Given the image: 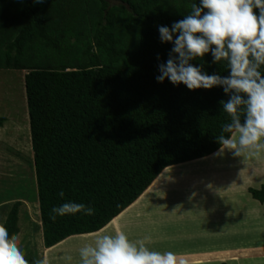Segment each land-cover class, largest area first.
I'll return each mask as SVG.
<instances>
[{
  "label": "trees",
  "instance_id": "1",
  "mask_svg": "<svg viewBox=\"0 0 264 264\" xmlns=\"http://www.w3.org/2000/svg\"><path fill=\"white\" fill-rule=\"evenodd\" d=\"M112 1L0 0V70L28 71L24 89L46 250L102 231L165 168L218 151L217 136L230 122L220 104L229 99L222 87L189 90L155 79L173 47L161 43L157 26L171 27L190 12L173 10L175 0ZM68 35L76 43L62 48ZM41 47L59 57H36ZM190 63L209 75H229L211 52ZM248 193L264 203V185ZM68 201L95 213L51 220V209ZM19 206L2 222L10 235L19 233Z\"/></svg>",
  "mask_w": 264,
  "mask_h": 264
},
{
  "label": "clouds",
  "instance_id": "2",
  "mask_svg": "<svg viewBox=\"0 0 264 264\" xmlns=\"http://www.w3.org/2000/svg\"><path fill=\"white\" fill-rule=\"evenodd\" d=\"M157 28L161 43L173 45L167 61L158 64L159 75L155 77L158 83L167 79L189 90L222 87L229 96L227 101H220L230 122L222 126L217 136L218 154L222 155L225 149L236 157L259 158L264 154V0H200L199 6L191 5L184 19L171 27ZM209 52L213 62H226L228 76L209 75L202 67L190 63L203 59ZM58 195L63 198L65 193L61 190ZM77 213L92 216L95 210L91 205L68 201L53 207L50 219L55 221L58 216ZM80 254L82 264H178L175 253L152 250L145 240L133 243L120 228L98 236L95 247H84ZM0 264H29L18 235H10L3 224H0ZM37 264L48 262L44 259ZM179 264L185 261L179 260Z\"/></svg>",
  "mask_w": 264,
  "mask_h": 264
},
{
  "label": "rangeland",
  "instance_id": "3",
  "mask_svg": "<svg viewBox=\"0 0 264 264\" xmlns=\"http://www.w3.org/2000/svg\"><path fill=\"white\" fill-rule=\"evenodd\" d=\"M108 1L114 3L112 0ZM43 3L46 4V0ZM193 3L199 6L200 0H175L172 9L180 12H190ZM87 28V36L90 38L93 34V27L90 24ZM84 42L81 41L80 48ZM73 43H76L75 38L68 35V38L61 39L60 45L62 48L66 45L68 48ZM77 55L80 61L85 63L86 57L79 52H77ZM38 56L41 58L48 56L54 58L59 57V54L54 49L41 47L36 57ZM27 72V70H0V117L5 119L2 126H0V224L4 221L11 206L19 202V233L17 235L29 264H37V261L44 259H47L48 264H80L82 263L80 250L88 246L95 247L98 236L112 234L121 222H123V225L119 228L127 234L131 242L138 243L145 240L146 237L152 239L154 229L144 216V208H149L148 213L152 217L153 212L151 213V211L155 212L153 209L154 201L166 195L163 187L167 189L168 181L164 178L156 181L159 186L151 188L147 194H142L140 198L142 200L137 203L136 210L133 209L131 213L130 211L123 212L102 231L72 237L53 248L45 249L39 217L24 89V76ZM263 161L264 154L259 158L248 155L236 157L231 152L229 155H225V153L224 155L217 154L209 161L196 163L207 167L199 172L202 180L208 178L205 175H209L213 182L216 181L224 187L237 190L239 194L235 195L234 199L244 202L250 212H252L254 206H257L258 216L260 217L259 224L255 226L250 235L244 237L243 233L240 241L235 243H241L239 245H243L242 247L248 245L252 247L264 246V203L260 204L252 200L248 193V188H260V183L264 185ZM172 170L167 171L166 176ZM169 191L170 189L167 191V195ZM136 236L139 238L137 239ZM145 244L149 246L146 240ZM249 254V251L242 249L235 251L232 255H218V259L228 258L231 260L230 264H264V248H260L252 256Z\"/></svg>",
  "mask_w": 264,
  "mask_h": 264
},
{
  "label": "crops",
  "instance_id": "4",
  "mask_svg": "<svg viewBox=\"0 0 264 264\" xmlns=\"http://www.w3.org/2000/svg\"><path fill=\"white\" fill-rule=\"evenodd\" d=\"M218 151L202 159L167 167L168 170L165 168L155 180H162L164 171L173 169L167 176L165 174L164 180L168 181L167 189L163 187L165 197L154 201L155 212L150 210L153 218L148 213L149 208H144V216L154 229L153 238H145L148 247L160 252L175 253L178 264L179 260L185 261V264H230L231 260L218 259V255H232L243 249L252 256L260 248H264L235 244L240 241L243 233L247 237L259 224L257 206L250 212L244 202L234 199L239 194L237 190L213 182L209 175H205L208 178L204 180L200 178V170L207 167L196 163L209 161ZM156 186L159 183L150 185L143 193H149ZM142 194L126 211L131 213L133 209L136 210ZM121 225L123 222L120 223V228Z\"/></svg>",
  "mask_w": 264,
  "mask_h": 264
},
{
  "label": "bare ground",
  "instance_id": "5",
  "mask_svg": "<svg viewBox=\"0 0 264 264\" xmlns=\"http://www.w3.org/2000/svg\"><path fill=\"white\" fill-rule=\"evenodd\" d=\"M134 204V203H133Z\"/></svg>",
  "mask_w": 264,
  "mask_h": 264
}]
</instances>
